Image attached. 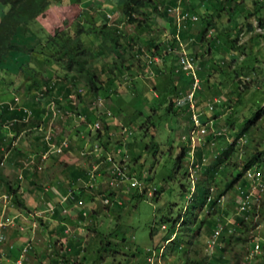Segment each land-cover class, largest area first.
Masks as SVG:
<instances>
[{
	"label": "rangeland",
	"instance_id": "374dc122",
	"mask_svg": "<svg viewBox=\"0 0 264 264\" xmlns=\"http://www.w3.org/2000/svg\"><path fill=\"white\" fill-rule=\"evenodd\" d=\"M163 1V5L158 3L162 11L176 7L180 10L172 14L167 11L168 19L154 17L137 26L127 25L123 19V0H63L41 15L29 30L22 27L16 33L14 49L0 63V106L19 108L25 114L19 122L27 127L16 135L11 129L13 121L8 126L0 125V264H14L19 259L23 264H62L63 259L69 264H147L146 257L153 251L158 253L161 247L167 264H187L186 258L195 264H264V216L246 235L248 243L237 241L242 235L239 232L235 237H226L222 248L212 251L219 256L206 249L217 221L235 218L239 179L230 189L225 185L241 173L248 155L255 150L264 151V2L177 0L173 6L174 0ZM188 10L200 16V22H193L189 30L185 31L186 25H182L183 38L180 37L183 49L191 52L189 55L197 62L200 89L195 93L196 102L199 108L214 99L220 102L207 116L213 120L214 129L224 133L215 139L214 147L206 144L197 151L196 160L201 163L205 159V166L195 175L198 191L191 195L193 200L189 199L191 190L186 175L188 150L182 161H177L186 146L182 137L187 121L178 123L166 111L168 104L161 102L166 99L165 89L157 84L159 88L154 90L160 63L157 68L148 65L152 56L163 57L160 52L151 55L152 47L159 44L162 49L161 44H167L175 35L174 15ZM103 24L116 27L121 36L119 43L125 52L122 66L115 63L120 62L115 53L102 46ZM55 28L66 32H59L57 45L50 41ZM203 30L206 35L201 38ZM232 37L238 39L233 42ZM76 38L87 55V68L99 78L101 89L96 97L87 90L85 78L74 70L67 76L69 80L74 77L75 83L62 80L66 71L61 58L56 61L54 52L61 49L65 40L72 42ZM178 48L180 51L179 45ZM101 51L102 55H98ZM142 61L148 66L143 68ZM175 67L177 75L172 76L173 80L165 76V85L171 81V85L182 89L190 78ZM109 79L114 80L110 85L117 88L114 95L109 93L111 86L105 87ZM60 86L71 89L75 110H64L66 103L59 97L64 94ZM172 93L175 92L168 99L177 103L182 96ZM38 108L44 116L35 115ZM95 111L101 120L91 122ZM110 117L106 135L102 124ZM147 118L155 127H148ZM97 122L102 140L93 128ZM43 136L47 141L51 139V146L42 141ZM89 137L94 144L89 142L87 148ZM96 145L102 150L94 153ZM146 146L151 148L147 150ZM227 146L231 149L226 157L223 153ZM42 149L46 150L45 160L34 157ZM11 154L16 158L13 165L7 159ZM124 156L125 168L140 187L133 188L127 181L117 186L109 184L113 163L108 159L117 164V159ZM214 161L218 164L213 165ZM215 166L218 169L210 177L203 175V168ZM253 168L264 172L263 165ZM72 173L84 177L79 182L82 187L73 185ZM5 180L18 191L26 211L16 207ZM200 186L214 188L213 195L224 192L210 214ZM104 198L109 200L107 204ZM51 217L64 221L55 223L54 231H50L56 232L52 237L45 220ZM74 218L81 220L76 224L82 230H75ZM162 226L166 229L162 230ZM173 233L175 239L165 244ZM254 240L263 245L262 255L249 261ZM72 242L74 248L69 251Z\"/></svg>",
	"mask_w": 264,
	"mask_h": 264
},
{
	"label": "trees",
	"instance_id": "16d2710c",
	"mask_svg": "<svg viewBox=\"0 0 264 264\" xmlns=\"http://www.w3.org/2000/svg\"><path fill=\"white\" fill-rule=\"evenodd\" d=\"M62 1L63 0H0V63L3 62L9 56L12 49H14V47H15L14 40L16 38L15 37L16 33L19 32V29L24 27L25 29L29 30L31 28V26H33L35 24L36 20L39 17H41V15H44L48 9H50L54 5L60 4V2H62ZM175 1L176 0H174L171 3V5L174 6ZM254 1H257V0H254ZM163 2H164L163 0H159V2H158V0H123L122 5L120 6L121 15H122L123 19L125 20V22L127 23V25H134L135 24L137 26L139 25L138 23L141 22L142 20H149V19H152L154 17H158L161 19H168L169 18L168 13H167L168 10L162 11L160 6L158 5V3L160 5H163ZM233 2H237V0H233ZM254 3L256 4L257 2H254ZM258 3H261V2L258 1ZM68 5H70V3ZM2 7H6V10H4V9L2 10L1 9ZM170 21H172V20H170ZM63 22H64L63 24L66 23L65 20H63ZM196 22L197 23L200 22V16ZM209 25H211V24H209ZM189 27H190V25L186 26L185 31H187V29L189 30ZM62 31L63 30H59V28L54 29L52 39L50 41H53L55 43V45H57L58 40H59V37L57 35H59V32H62ZM100 31H101L100 33L102 34V37H103V45L102 46L104 47V49L106 51L114 52L117 59L120 60V62H115V63H117L118 66H122V64L125 62V52L123 50V47L119 43V39L121 36H119L116 27H112V26H108L106 24H103L100 27ZM174 32H175V30H174ZM174 32H173V34H174ZM205 32L206 31H204V30L201 31V38H204V35H206ZM61 34L65 35L66 32H62ZM53 36H56L57 38L53 37ZM181 38H183V36H181ZM236 39H238V37L235 39H234V37H232L231 41L234 42V40H236ZM107 43L109 44L108 48H107ZM17 44L19 45L20 43L17 42ZM171 46L173 47V44ZM60 48L61 49L58 50V52H54V53H56L55 54L56 61H59V59L57 57L61 58V61H62L63 66H64V70L66 71L65 76L62 77V80L69 82L68 84H70L71 80H73V83H75L74 77H71L70 80L68 78V76H71L72 71L74 70L76 73H78V75H80V77L85 78L86 85L88 87L87 90L90 91L94 95V97H96L97 95H100L99 90L101 88L98 87V84H99L98 80H97L98 77L95 76L90 71V68H87L88 58H87L86 53L84 52V49L81 48L79 40L76 38L75 40L70 42L67 39V40H65V43L60 46ZM100 53H103V52L102 51L99 52L98 55ZM100 55H102V54H100ZM117 64H116V66H117ZM109 72L112 73L113 71L109 70ZM170 72L173 73L174 71L171 70ZM172 76H174V74H172ZM108 82H110V83H108L109 85L105 86L107 89H109L108 87L111 86L110 84H112L114 82V80L109 79ZM32 83L34 86H37V82L33 81ZM188 84H190V83H188ZM61 86H60V88H63L62 93H63V90H64V92H67V94L64 93L65 98L68 101L66 104V109H64V110L66 111L69 109L70 110L69 112H71V110H75V108H76V105L70 99L71 89H66L65 87H61ZM75 86H76V84H75ZM71 87H74V86H71ZM48 91H50V90H48ZM114 93H116V91ZM168 95H170V94H168ZM77 96H79V94ZM167 96H166V99H164V98L161 99L162 100L161 102L164 105H165V103L168 104V102H169V100H167L168 99ZM58 104H59V102H58ZM176 105L172 102L171 103L169 102V104L166 108V111H168L171 115H173L177 119L178 123L186 122V121H187V123H190V116L187 112L188 106L186 108V103L183 105H179V106L178 105L176 106ZM8 108H9V106H6V105L0 106V125L3 123L4 125L8 126L9 122L13 121L11 129H12V131H14V133L16 135H18L19 133L24 131L27 127L26 123H24L22 121L19 122V120H22L25 117V114L22 111H20L19 108H15V109H8ZM38 114H39V112L35 111V115L39 117ZM99 119H100L99 116L96 115V111H95V113L92 114V120L90 118L91 122H95V120H99ZM178 119H180L181 121L180 120L178 121ZM16 120H17V122H16ZM148 120H149V118H147V121H146V124H148V127L153 126V123L152 122L148 123ZM103 121H104V123L102 124V127L106 131V135H107L109 132V128H107L108 124H107V122H105V120H103ZM145 125L143 127H146ZM153 127H155V126H153ZM97 131H98L97 137L101 139L102 134L99 131V129ZM101 145H102L103 149L105 150L106 146H104L102 143H101ZM227 147H226L227 149H224L225 151L223 150L224 151L223 155L226 157H227L228 152H230V149H231V146H227ZM146 148H147V150H149L151 147L146 146ZM187 150L188 149L186 148V146H184L181 149L179 157L177 158V161L179 163L182 161V158H184V156L186 155ZM197 151L195 153L196 157H197ZM244 163L245 164L242 166L243 170H241V173L238 174L234 178V180H232L231 182L229 181L225 185L226 189H230L231 187H233V184L236 182V180H238L242 177V173L244 170H246L250 167H253V166H260V165L264 166V151L260 152V151L255 150V152L248 155L244 159ZM217 164H218V161L213 162V165H217ZM203 169H205V170H203V175L209 176L210 174H213L214 173L213 171L217 170L218 168H217V166H215V167H210V168L205 167ZM74 174L71 175V181L73 183L75 182V180L77 179V176L79 175L78 173L75 175ZM5 187L8 191V193L10 194V196L12 197V200L14 201V204L16 205V207L23 210V211H26L27 208L24 205L23 200H21V198L18 194V191L14 190L11 187V185H9L8 182L6 183V180H5ZM200 187H202V189H203L204 200H205L204 204H205L206 198L208 197L209 190L211 187H209V188L204 187V186H200ZM197 191L198 190L196 187L195 192L193 193V196L195 195V193H197ZM223 194H224L223 191H218V193L214 195V197H215L214 199H217L218 197L222 196ZM193 196H192V200H193ZM215 205H216V201L213 200L209 206V209H212V210H210L208 212V214H210L212 211H214ZM260 216L262 218L264 216V201L262 203V207L260 210ZM257 224H259V222ZM257 224L253 225L252 222L245 224L242 222L241 227L238 228V230L236 231V233L240 232L239 235L242 234L240 236L241 238H238L237 241H243L244 243H246V242L248 243L249 238H247L246 235ZM200 228H201V226L198 229H200ZM197 232H198V230L195 232V234H193V238L196 237ZM233 237H235V235H233ZM191 243L192 242L190 240L189 246L191 245ZM218 262H219V260H218ZM216 263L217 262H215V264ZM62 264H69V262L67 263V261H65L63 259ZM187 264H195V262L188 261V259H187Z\"/></svg>",
	"mask_w": 264,
	"mask_h": 264
},
{
	"label": "built area",
	"instance_id": "2783aa9c",
	"mask_svg": "<svg viewBox=\"0 0 264 264\" xmlns=\"http://www.w3.org/2000/svg\"><path fill=\"white\" fill-rule=\"evenodd\" d=\"M259 2H263L264 0H257ZM175 8V7H174ZM180 10L179 7H176L174 10L168 9V12L172 14L174 11L178 12ZM183 15L180 13H176L174 15L175 23L177 26V31L175 34V43L181 48L180 51H176L175 48H169V52H175L177 55V72H183L186 76H188L191 80V91L185 96V100L188 104V113L190 114V127L189 130L183 135L182 141L186 142V146L188 148L187 156H189V165L187 170V179L190 185V198L192 200L193 193L195 192V184L196 178L195 175L201 170L203 166H205V159L198 163L196 160L195 153L198 148H202L204 145H209L210 148L214 147L216 142L215 139L223 136L224 133L221 130L214 129L213 125L214 122L212 119H209L207 116L208 112H212L215 106H218L220 102L217 99H214L207 103L205 108H199L198 103L196 102L195 93L197 90L200 89L199 87V79L196 74V60H194L189 53H187L183 49V45L180 40V31L182 27V23L185 21H192L196 22L198 17L195 15H191L189 12H182ZM110 18V16H108ZM172 51V52H171ZM160 58H152L149 60L148 65H151L153 62H158ZM222 106V105H220ZM206 110V111H205ZM93 128L98 130L99 123L97 122L94 124ZM124 129V128H123ZM51 140V139H50ZM44 139L45 144L51 146V142ZM48 150V149H47ZM100 146L96 145L94 147V153L99 152ZM118 154H121L120 150ZM45 159V154L42 157ZM108 161L113 163V171L112 176L113 179L110 181V185H118L124 182H129L131 187L137 188L140 187L139 182L136 180L135 177L131 176L129 170L126 167L125 163L121 164L120 162L115 164L114 160L108 159ZM255 167V166H254ZM115 182V183H114ZM237 189L235 192V203H236V213L235 218H232L230 221L227 222H219L217 221L216 227H214L210 237L206 241V249H210L211 253L216 248H222L223 241L228 236L236 235V231L238 228L241 227V223L248 224L252 222L255 225L260 220V210L263 203L264 197V172L260 171L259 169H255L250 167L243 171L241 179L237 183ZM214 188H210L208 197L206 198L207 204V213L209 212L210 203L215 200L216 205L220 203V200L223 196L214 199ZM150 195V194H149ZM109 202L108 199L104 198V204ZM188 204V203H187ZM215 205V206H216ZM212 210V209H211ZM186 212L183 210L182 213ZM221 220V219H219ZM176 227L180 226V222L175 225ZM258 227V226H257ZM256 227V230L258 229ZM162 230H165L166 227L162 226ZM176 237V233H173L170 239L165 241V244H169L173 241ZM260 240V239H259ZM259 240H254L252 242V247L250 252L248 253V260L254 259L258 255H262V248L263 245L260 243ZM27 249L23 250L22 255H26ZM148 254L150 251H147ZM164 247H161L157 252L153 251L152 254L146 257L147 264H167L164 261L163 254ZM216 253V252H215ZM212 253V254H215ZM264 254V253H263ZM217 255V253L215 254ZM219 256V255H217ZM22 259V258H21ZM14 264H23V260H18Z\"/></svg>",
	"mask_w": 264,
	"mask_h": 264
},
{
	"label": "crops",
	"instance_id": "0c3cea01",
	"mask_svg": "<svg viewBox=\"0 0 264 264\" xmlns=\"http://www.w3.org/2000/svg\"><path fill=\"white\" fill-rule=\"evenodd\" d=\"M177 1V0H176ZM188 12L191 14V15H194V12L193 11H190V10H188ZM174 23H175V21H174ZM183 24H185L186 26H189V25H191V24H194V23H192L190 20H189V22L188 21H185V22H183L182 23V25ZM175 26H176V23H175ZM176 28V30H177V26L175 27ZM190 28V27H189ZM181 29H182V27H181ZM192 31H194V30H192ZM176 34V33H175ZM180 34H181V31H180ZM180 37H181V35H180ZM192 37H190V39H191ZM173 44V48H175L176 49V51H178L179 49H177V45H176V43H175V35H173L172 36V38L170 39V42H168L167 44H166V42H165V44H161L162 45V49L160 48V46H159V44H155L154 45V47H152V50H151V55H158V52H160V53H162L163 54V57L162 58H160V60L158 61V62H153L152 64H151V66H153L154 68H157V67H155L156 66V64H159L158 66L160 67V71H159V74L157 75V74H155V76H156V78H155V82H156V80H157V83H156V86L154 85V90L155 89H157V88H159V87H163L165 90H164V94H166V96L168 95V94H170L171 92H175L173 95H175L176 97L177 96H182V97H180V98H178L179 100L177 101V103L176 102H174V101H172V100H170V99H167V100H169V102L171 103H174L175 105L177 104L178 106L179 105H183V104H185L186 103V108H187V106H188V104H187V101L185 100V96L191 91V87H190V84H185L184 85V88H180V86H174V85H171L172 83H171V81H170V85H165V76H169V79H172L173 80V78L174 77H172V75H170L169 74V72L172 70H174L176 67V62H177V55L175 54V52H172V53H170L169 52V48H172V45ZM156 47H158V49L156 48ZM197 47V46H196ZM196 49H198V47L196 48ZM196 51H198V50H196ZM196 51H195V53H196ZM168 53V54H167ZM188 53H190V54H192L191 52H189L188 51ZM159 58L158 56H152V58ZM138 58V57H137ZM152 58H150V59H152ZM138 60H139V58H138ZM167 63H169L168 65H167ZM196 64H197V62H196ZM141 65H142V67L144 68V66L146 65V66H148L147 64H145V63H143V61L141 62ZM165 65H166V67H165ZM170 65V66H169ZM162 66V67H161ZM150 67V66H149ZM153 68V69H154ZM131 74V73H130ZM142 74V73H141ZM152 74V73H151ZM173 74H174V76L175 75H177V74H175L174 72H173ZM143 76H146L145 75V69H144V72H143ZM159 77H161L160 79H159ZM188 77V76H187ZM189 78V77H188ZM169 81V80H168ZM154 82V83H155ZM191 82V80L189 81V83ZM157 84L158 85H160L159 87H157ZM181 87H183V86H181ZM69 88V87H68ZM62 89L63 88H61V91L60 92H62ZM117 90V88H116V86L114 87V86H112L111 85V87H110V91H109V93H112V95H114L115 93V91ZM169 89V90H168ZM170 89H172L173 91H170ZM179 89V90H178ZM58 91V90H57ZM63 93H65V94H67V92H64V90H63ZM201 93V92H200ZM171 94V95H172ZM153 95L156 97V98H158L157 97V94H156V92L154 91V93H153ZM170 95H168L167 97H169ZM59 97L62 99V101H64L66 104H67V100H66V98H65V95L64 94H62V95H59ZM172 97V96H171ZM175 97V98H176ZM181 98H183V100L181 99ZM161 99V98H160ZM185 100V101H184ZM169 102H168V104H169ZM59 105H61V102L59 101ZM176 105V106H177ZM187 110H188V108H187ZM36 111H38L39 112V117H42V116H44V114H42V113H44V111L41 109V108H38ZM188 112V111H187ZM100 113V112H99ZM109 114V113H108ZM189 114V113H188ZM111 115V114H110ZM189 116H190V114H189ZM38 117V116H37ZM111 119V117L108 119H106L105 120V122H108L109 120ZM189 127H190V123H186V132L189 130ZM185 132V133H186ZM44 137V138H43ZM42 137V141L44 142V139H45V136H43ZM90 139H92L91 137H89V139H88V141H87V148L88 147H90L89 146V142H90V144L91 143H93L94 144V141H90ZM85 145H86V143H85ZM199 149V148H198ZM44 152H46V150L45 149H42V153H38V154H34L33 152L30 154V156H34V157H36L37 155L38 156H42L43 157V153ZM9 154V153H8ZM7 159H8V163L10 164V165H13L12 163H14V159H16L15 158V155H7ZM94 158L96 159V157L94 156ZM38 159H40L41 160V158H38ZM94 159V160H95ZM43 160H45V159H43ZM93 160V161H94ZM97 160V159H96ZM121 164H124L125 162V160H127L126 159V157L124 156V158H122V160L120 159V157H119V159H117ZM124 162V163H123ZM31 163H33V164H35V165H37V163H34V162H32L31 161ZM86 165V164H85ZM34 166V165H33ZM82 167L84 166V164H82L81 165ZM31 167V166H30ZM28 168V170H31V168ZM79 170V169H78ZM75 171V170H74ZM79 172V171H78ZM32 175V173L31 172H29V176H31ZM83 179H84V177H83ZM83 179H81L79 176H77V179L75 180V182L73 183V185H81L80 183H82V180ZM28 182V181H27ZM26 182V183H27ZM80 182V183H79ZM81 187H82V185H81ZM63 192V191H62ZM62 196H63V194H62ZM32 203L35 205L36 203L32 200ZM29 209V208H28ZM73 216H75V214L73 215ZM76 218V217H75ZM74 218V220L72 219V222H74V225H77L79 222H81V220H76ZM47 222V227H48V231L50 232V231H52L53 230V227H55V223H58V225H60L59 223V221H61V222H64V221H62V219L61 218H56V217H51V218H48V219H45ZM228 219H226V221H227ZM76 222H77V224H76ZM62 224H64L65 225V227L67 226V224L66 223H62ZM78 227V228H77ZM76 231H78V230H82V228H81V226L79 227L78 225L76 226V229H75ZM46 232H47V230H45ZM54 231V230H53ZM65 231V230H64ZM56 232H50V236L52 237L54 234H55ZM62 236V234L60 233V237ZM50 241V240H49ZM74 243H75V240H74ZM72 248H70V250L69 251H73V248H74V245H73V242H72ZM71 253V252H70ZM218 253V252H217ZM189 261V260H188ZM186 262H187V259H186ZM182 263H184V261L182 262ZM140 264V263H139Z\"/></svg>",
	"mask_w": 264,
	"mask_h": 264
}]
</instances>
